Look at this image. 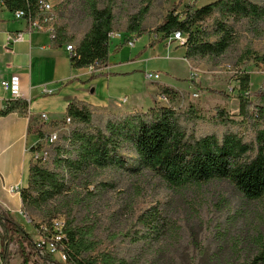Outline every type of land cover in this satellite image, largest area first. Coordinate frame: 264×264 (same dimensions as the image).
<instances>
[{
    "label": "trees",
    "instance_id": "trees-1",
    "mask_svg": "<svg viewBox=\"0 0 264 264\" xmlns=\"http://www.w3.org/2000/svg\"><path fill=\"white\" fill-rule=\"evenodd\" d=\"M196 2L183 4L181 13L172 8L154 28L161 40L175 31L185 35L182 46L184 57L189 60L223 55L234 41L236 21L264 23V0H215L200 7ZM2 3L12 13L23 10L27 17H35L38 12V0H2ZM87 3L91 20L88 29L76 37L54 23L51 45L61 47L73 42V52L68 54L73 67H87L94 62L103 67L108 61L109 34L114 28L113 5L99 6L96 0ZM208 19L210 24L206 23ZM141 25L142 17L127 25L121 43L132 40L130 33H136V37L144 34ZM156 42L150 41L149 46ZM253 54L247 48L240 59L252 57L264 66V53ZM249 81V74H243L239 89L247 91ZM249 96H238L243 124L230 120L224 110H217V120L226 127L221 135L199 134L196 129L199 117L193 110L178 112L171 106H159L147 111L107 112L96 120V107L77 99L70 101L63 118L70 119V127L54 142H49L50 133L39 126L33 128L49 153L46 160L32 158L27 186L20 190L25 214L31 209L41 219L53 220L62 213L66 261L58 263L48 251H40L23 226L9 212L1 211L0 264H10L9 247L16 236L21 264L30 262L27 248L44 264H218L221 260L218 256L205 258L203 237L188 230L184 219L174 217L163 204L137 212L126 207L111 211L104 227L108 238L115 242L112 247L102 249L95 220H77L72 211L74 205H80L86 208V214L91 213L90 201L99 190L112 185L104 184L93 190L87 186L93 182L94 170L105 169L147 172L172 189L227 180L246 199L264 198V86ZM27 106L26 101L17 98L9 101L0 114L25 112ZM39 150H43L40 145L31 146V151ZM130 161L134 165H129ZM121 216L123 224L119 222ZM27 217L32 223L30 215ZM240 264H264V243Z\"/></svg>",
    "mask_w": 264,
    "mask_h": 264
},
{
    "label": "rangeland",
    "instance_id": "rangeland-1",
    "mask_svg": "<svg viewBox=\"0 0 264 264\" xmlns=\"http://www.w3.org/2000/svg\"><path fill=\"white\" fill-rule=\"evenodd\" d=\"M49 1L53 5L56 27L61 26L69 33L80 37L90 26L91 20L87 10L89 0ZM96 1L99 6L113 5L115 15L113 34L123 36L127 25L134 23L138 17H142L141 29L145 33L139 37H136L134 32L130 33L136 38L134 47H130L126 42L121 43L119 50L122 52L123 61L131 55L135 57L140 52L143 53L147 40L160 43L162 41L159 39L160 34L156 35L154 28L169 10L175 7L177 12L181 13L182 5L185 4V0L180 2L179 0ZM210 1L212 0H197L196 5L198 2L204 4ZM210 22V19L206 21L207 24ZM234 32L235 38L231 46L223 55L216 58L184 60L185 57H180L182 49L179 46L182 45L167 39L161 42L163 44L156 45V49L151 50V47H146L144 56L139 57L144 58L153 54L154 58L148 62L147 67L138 69L137 72L143 74L157 72L159 78L146 80L143 74L137 75V79L133 82L138 88L135 106L143 111L159 106H171L178 112L193 110L199 117L196 129L202 135L208 133L221 135L226 130V127L216 118L218 109L224 110L230 120L243 124L242 117L239 115L238 96H249V93L264 86V66L255 58L246 57L241 60L240 56L247 48L254 51L253 55L264 53V23L253 25L246 19H241L234 23ZM114 42V39L109 42L110 52H114ZM72 44L74 45L73 42ZM169 47L172 53L168 54L165 48ZM246 73L250 76L247 91L239 89V78ZM191 79L196 85L190 81ZM249 97L254 99L253 96ZM125 99L120 100L122 102ZM112 110L107 107H96V120L103 118L107 112L131 111L125 108ZM69 127V122L63 119V121L58 120L56 123L42 126L41 129L45 133L55 132L58 136ZM37 144L44 149L39 139L33 146ZM31 160L32 156L28 148L25 152V163L28 165ZM129 165H134V161H130ZM91 179L93 182L87 186L88 190L99 189L104 184L112 186L99 190L100 192L90 201L91 213L86 214V208L74 205L72 214L77 220L91 218L95 220L96 234L103 241L99 246L101 249L110 248L115 242L108 238L107 227H104L108 225L107 218L111 211L126 207L128 210L137 212L155 204L165 205L174 217L184 219V225L188 230L200 234L203 237L202 251H205V258L212 255L218 256L221 259L218 264H240L247 261L258 249V245L264 243V198L246 199L227 180L216 179L172 189L147 172L135 174L114 169L94 170ZM27 214L32 219V225L26 219L22 220V217L19 219L23 221V228L29 230L28 233L34 241L41 233V225L50 226L52 220L41 219L40 214L31 209L27 211L26 216ZM55 217L64 219L62 213L56 214ZM123 217L119 219L120 224L124 223ZM9 249V262L21 264L17 236ZM27 251H30L31 255L29 264H44L33 250L27 248Z\"/></svg>",
    "mask_w": 264,
    "mask_h": 264
},
{
    "label": "crops",
    "instance_id": "crops-1",
    "mask_svg": "<svg viewBox=\"0 0 264 264\" xmlns=\"http://www.w3.org/2000/svg\"><path fill=\"white\" fill-rule=\"evenodd\" d=\"M190 2L185 0V3ZM204 4L198 2L196 6ZM27 29V21L15 18L0 0V112L9 101L17 98L28 103L25 112L0 114V210L9 212L21 225H24L23 219L30 222L22 208L20 190L27 186L28 180L30 163H25V152L28 148L31 152V146L38 139L33 128L63 119L66 107L73 99L85 101L94 107L143 111L135 106L138 88L133 82L141 73L137 72L138 69L147 67L154 55L139 56H144L146 47L156 49V45L164 42L162 40L149 46L147 40L143 53L135 54V57L131 55L123 61L119 50L121 39L114 38V52L109 49L106 65L100 70L90 71L87 67H73L65 45L53 47L47 31L28 32ZM18 32L23 35L20 40L8 39L9 35ZM135 41L136 38L134 45ZM179 48L182 49L180 57L184 58L185 48ZM165 50L168 54L172 53L171 47ZM143 75L146 80L149 79L146 73ZM2 81L9 83L8 89L3 88ZM122 98L126 99L121 102ZM41 114H45L46 118L41 119ZM15 185L21 189L18 192L9 191Z\"/></svg>",
    "mask_w": 264,
    "mask_h": 264
},
{
    "label": "built area",
    "instance_id": "built-area-1",
    "mask_svg": "<svg viewBox=\"0 0 264 264\" xmlns=\"http://www.w3.org/2000/svg\"><path fill=\"white\" fill-rule=\"evenodd\" d=\"M14 17L17 19H25L27 21L28 25V32L32 31H47L49 34L54 29V23H55V14L53 12V5L49 0H38V12L35 17H27L25 15V12L21 9L16 10L13 13ZM22 33L18 32L15 35H9L8 39L11 41H17L22 38ZM120 34H109V40H112L114 38L120 39ZM134 38V37H133ZM130 40L128 44L130 47L134 45L135 38ZM168 41H176L178 44L182 45L185 41V35H183L180 31H175L172 34H170L167 38ZM73 44H67L65 45V50L68 52V54H71L73 52ZM87 68L90 71H97L100 70L102 67H99L98 63L94 62L87 66ZM147 78L149 79H158L159 74L154 72H147L146 73ZM4 89L9 88V83L7 81L1 82ZM41 119H45L46 115L41 114ZM67 122L70 121V119L67 117L65 119ZM49 142H54L57 139V134L55 132L49 134ZM31 156L33 159H38L39 157H42L43 160H46L48 157V151L46 149H43L41 151H31ZM21 188L18 185L12 186L9 188V191L12 192H18ZM63 225H64V219L62 218H54L51 221L50 226L43 224L41 225V233L39 234L38 238L34 240L35 245L37 248L41 250L48 251L50 254H52L56 261L58 263H63L66 261V252H65V234L63 232Z\"/></svg>",
    "mask_w": 264,
    "mask_h": 264
}]
</instances>
